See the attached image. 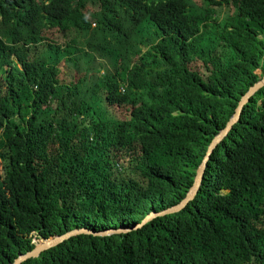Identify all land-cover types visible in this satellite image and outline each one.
Instances as JSON below:
<instances>
[{
    "label": "trees",
    "instance_id": "16d2710c",
    "mask_svg": "<svg viewBox=\"0 0 264 264\" xmlns=\"http://www.w3.org/2000/svg\"><path fill=\"white\" fill-rule=\"evenodd\" d=\"M263 73L264 0H0V264L180 205ZM24 264H264V89L184 211Z\"/></svg>",
    "mask_w": 264,
    "mask_h": 264
},
{
    "label": "water",
    "instance_id": "95a60500",
    "mask_svg": "<svg viewBox=\"0 0 264 264\" xmlns=\"http://www.w3.org/2000/svg\"><path fill=\"white\" fill-rule=\"evenodd\" d=\"M264 89V78L262 79L261 82H259L256 86L251 88V90L248 92V94L242 99L240 102V105L236 111V114L232 118V120L229 122L227 128L220 133L219 136L215 138L211 146L209 147V151L207 153V156L200 167L195 185L189 192L187 198L178 206L171 208L169 210H166L161 213H153L150 216H148L142 224L135 226L132 229H121V230H110L108 232L104 233H95L89 230H76L73 232L68 233L65 236L62 237H56L55 240H46V244H39L36 246V248L33 251L28 252L27 254H22L20 257L15 261L14 264H24L28 262L31 259H39L44 253L57 248L58 246L74 239L82 235H93L95 237H108V236H113V235H119V234H127L131 232H136L139 230L144 229L146 226L151 224L153 221L163 218L166 216H171L175 214H179L182 211H184L195 199L197 198L198 194L200 193L202 189V185L205 180V175H206V170L211 162L212 156L215 154L216 150L224 143V141L229 137V135L232 133L234 130L235 126L238 125L242 119L243 112L245 108L251 103L252 99L261 91Z\"/></svg>",
    "mask_w": 264,
    "mask_h": 264
},
{
    "label": "rangeland",
    "instance_id": "374dc122",
    "mask_svg": "<svg viewBox=\"0 0 264 264\" xmlns=\"http://www.w3.org/2000/svg\"><path fill=\"white\" fill-rule=\"evenodd\" d=\"M196 3V0H194ZM198 1V0H197ZM150 33H153L151 31ZM150 33L143 30L141 35L145 38V40L150 39ZM115 36H111L110 33H104L102 31H99L97 27H95V24L93 25V30L90 32L89 35V43L91 46V49L93 50V55L95 58V68H98L101 70V73L113 71V61L110 58L109 52L104 51L103 49H108L112 47V43L114 41ZM212 42H208L206 44V49H208V46ZM142 52H146V49H143ZM264 74V73H263ZM41 239L36 238L35 243L37 244V241H40ZM39 245V244H37Z\"/></svg>",
    "mask_w": 264,
    "mask_h": 264
}]
</instances>
